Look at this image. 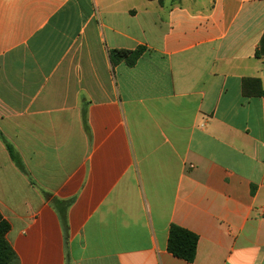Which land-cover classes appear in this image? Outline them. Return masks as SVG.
<instances>
[{
    "label": "crops",
    "instance_id": "0c3cea01",
    "mask_svg": "<svg viewBox=\"0 0 264 264\" xmlns=\"http://www.w3.org/2000/svg\"><path fill=\"white\" fill-rule=\"evenodd\" d=\"M249 79L264 91V0H0V213L18 264H264ZM172 225L199 236L193 263L168 251Z\"/></svg>",
    "mask_w": 264,
    "mask_h": 264
},
{
    "label": "trees",
    "instance_id": "16d2710c",
    "mask_svg": "<svg viewBox=\"0 0 264 264\" xmlns=\"http://www.w3.org/2000/svg\"><path fill=\"white\" fill-rule=\"evenodd\" d=\"M145 52L144 47H139L134 51L117 49L111 51V59L113 64H118L122 61H126L129 66H134L137 60ZM256 87V90H251V87ZM244 92L248 95L259 94L264 95V91L261 86V82L258 79H249L244 82ZM10 154L16 164L23 169L22 163L18 158L11 145L7 144ZM57 204V201H54ZM64 208L71 204V201L59 202ZM62 217L64 219V225L67 229L65 222V212L61 211ZM10 231L9 222L3 218L0 213V264H18L17 256L10 243L8 242L7 235ZM199 236L183 227L178 225H172L169 231L168 240V251L174 256L183 259L189 263H193L196 259L198 252Z\"/></svg>",
    "mask_w": 264,
    "mask_h": 264
}]
</instances>
